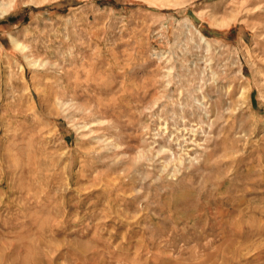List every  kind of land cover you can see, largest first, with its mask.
Here are the masks:
<instances>
[{
    "label": "rangeland",
    "instance_id": "obj_1",
    "mask_svg": "<svg viewBox=\"0 0 264 264\" xmlns=\"http://www.w3.org/2000/svg\"><path fill=\"white\" fill-rule=\"evenodd\" d=\"M0 2V264H264V0Z\"/></svg>",
    "mask_w": 264,
    "mask_h": 264
},
{
    "label": "bare ground",
    "instance_id": "obj_2",
    "mask_svg": "<svg viewBox=\"0 0 264 264\" xmlns=\"http://www.w3.org/2000/svg\"><path fill=\"white\" fill-rule=\"evenodd\" d=\"M8 2V1H7ZM9 5V4H8ZM7 6V3L6 2H0V12L4 11V7ZM8 9V8H7ZM6 10V9H5ZM5 12V11H4ZM2 14V13H1ZM15 44V47L17 48H22L23 49V45H19L18 43H14ZM30 61V59H29ZM28 61V63H29ZM32 63V62H31ZM264 212V211H263Z\"/></svg>",
    "mask_w": 264,
    "mask_h": 264
}]
</instances>
